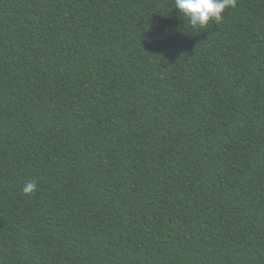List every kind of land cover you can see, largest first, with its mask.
I'll return each instance as SVG.
<instances>
[{"label":"trees","instance_id":"trees-1","mask_svg":"<svg viewBox=\"0 0 264 264\" xmlns=\"http://www.w3.org/2000/svg\"><path fill=\"white\" fill-rule=\"evenodd\" d=\"M0 264H264V0H0Z\"/></svg>","mask_w":264,"mask_h":264},{"label":"clouds","instance_id":"clouds-1","mask_svg":"<svg viewBox=\"0 0 264 264\" xmlns=\"http://www.w3.org/2000/svg\"><path fill=\"white\" fill-rule=\"evenodd\" d=\"M174 9L179 18L193 29L206 27L209 22L220 23L224 12L235 6V0H173ZM37 190V185L29 181L22 187L25 195H31Z\"/></svg>","mask_w":264,"mask_h":264}]
</instances>
